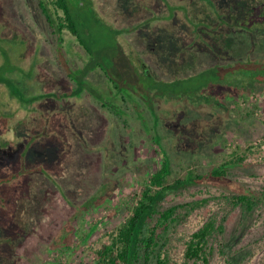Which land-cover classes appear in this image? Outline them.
Returning <instances> with one entry per match:
<instances>
[{"label":"rangeland","instance_id":"obj_1","mask_svg":"<svg viewBox=\"0 0 264 264\" xmlns=\"http://www.w3.org/2000/svg\"><path fill=\"white\" fill-rule=\"evenodd\" d=\"M67 1L88 51L67 32L60 43L33 0H0V49L16 97L64 94L84 82L79 96L28 104L0 85V175L28 170L1 184L0 226L10 232L0 235V264H53L46 259L60 255L55 247L74 242L85 216L110 228L119 215L109 205L125 200L140 175L158 168L161 150L177 165L199 160L206 169L238 146L252 153L228 181L208 185L220 200L177 227L171 253L178 264L180 236L209 217H226L224 243L231 253H216L211 264H264V207L244 218L222 199L264 188V92L257 96V116L243 119L229 101L239 98L229 81L239 84L240 77L196 92L199 80L184 82L217 65L264 61V24L250 14L264 11V0ZM177 79L183 82L174 96L154 98L153 81ZM203 196L189 192L181 201ZM80 252L69 260L86 261L87 254L75 256Z\"/></svg>","mask_w":264,"mask_h":264},{"label":"trees","instance_id":"obj_2","mask_svg":"<svg viewBox=\"0 0 264 264\" xmlns=\"http://www.w3.org/2000/svg\"><path fill=\"white\" fill-rule=\"evenodd\" d=\"M33 1L45 18L48 31L52 35L57 36L60 43L64 41L63 33L67 32L77 41L80 47L88 51L80 38L67 0ZM203 1L206 3L210 2L209 0ZM255 11H251L250 14L256 15L257 20L264 24V20H261L264 11L261 9ZM245 18L247 21H250L251 18L253 19L252 16ZM239 20L237 21L239 22ZM237 21L235 23L240 25ZM240 21L246 22L244 20ZM0 52L2 54L0 85L9 87L12 97L20 98L21 93L17 97L15 96L18 90L13 85L16 84L6 77L8 75L6 74L8 73L6 69L7 54H5L6 52L3 53L1 49ZM257 62L253 59H247L233 64L217 65L195 76H189L184 82L199 80L196 92L216 82H228L229 75H234L231 78L232 80L240 77V83L237 81L238 79H234L239 84L229 81L231 89L239 96V98H235L233 95L229 101H231L232 110L240 113L243 119H247L251 115L257 116L259 112L257 96L260 92H264V61L260 64H257ZM238 71L239 75H236L235 73ZM245 80L246 84L244 83ZM182 82L180 79L174 81H153L152 91L154 98L161 97L166 93L174 96ZM221 85L225 86V84ZM83 90L84 82L81 81L71 92L64 94H56L54 92L37 93L28 98L23 96L22 99L18 98V100L27 99L28 101L25 102L29 103V101H35L36 99L76 97ZM147 98L149 97L147 96ZM106 106L104 103H100L101 108ZM153 107L154 105L151 107L154 110ZM109 112L114 117H119L116 112ZM154 114L157 122V114ZM262 141L264 143V139ZM25 153H28V151L21 154ZM251 153L252 147L241 149L238 146L236 150L229 153L228 156L230 158L228 160L204 169V164L199 160H194L184 166L177 165L171 160L168 153L161 150L160 163L157 169L147 172L146 177L140 175L139 180L132 187L131 193L126 196L125 200L122 199L114 205L107 203L119 215L115 217L116 221L110 228L106 226L99 228L97 223L92 221L88 223V218L85 216L77 229V237L74 242L68 243V247L62 250L59 246L55 247L60 250V255L55 257L56 253L51 259H46V261L51 262L53 260V264H176L173 260L170 246L172 237L177 232V227L185 222L190 214L208 206L210 202L219 201V197L210 193L208 185L212 182L228 181L232 171L236 167L241 166L247 160L248 154ZM12 162L14 165L15 160ZM25 170L27 169L22 166L20 167V172L7 176L0 175V188L1 184L22 176ZM189 192L191 194L195 192L196 194L207 193V196L199 199L192 198L190 201H181V197H185V194ZM94 197L96 196L85 202L83 207H85L86 212L91 211ZM222 199L234 209L240 208L245 218L253 210L264 207V188L260 192H253L248 189L238 194L228 196L223 194ZM215 217H209L202 225L191 231L187 237L180 236L178 242H181L179 245L182 257H180L181 261L178 264H211L212 258L215 257L216 253L221 256L230 255L231 250H229L228 244L224 243L226 217ZM86 223L89 224L87 225L88 227H85ZM3 230L4 228L0 226V235L2 236L10 232ZM84 230L87 231L85 232ZM93 235L94 239L91 238ZM0 242L2 243V239ZM55 242L56 238L54 237L53 243ZM78 251H81V254L75 256L79 257L87 254L88 258L86 261L79 260V263H77L69 260L70 255L76 254ZM46 261L44 259V262Z\"/></svg>","mask_w":264,"mask_h":264}]
</instances>
